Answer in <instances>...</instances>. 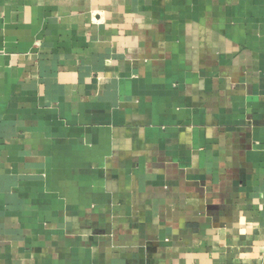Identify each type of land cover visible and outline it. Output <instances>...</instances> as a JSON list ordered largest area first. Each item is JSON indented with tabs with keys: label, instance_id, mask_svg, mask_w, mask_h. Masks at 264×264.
<instances>
[{
	"label": "crops",
	"instance_id": "obj_1",
	"mask_svg": "<svg viewBox=\"0 0 264 264\" xmlns=\"http://www.w3.org/2000/svg\"><path fill=\"white\" fill-rule=\"evenodd\" d=\"M0 264H264V0H0Z\"/></svg>",
	"mask_w": 264,
	"mask_h": 264
}]
</instances>
